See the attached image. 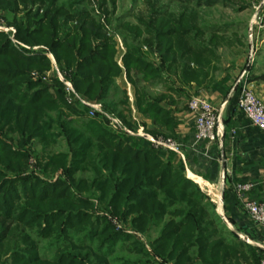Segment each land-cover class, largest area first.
Masks as SVG:
<instances>
[{
	"label": "trees",
	"instance_id": "16d2710c",
	"mask_svg": "<svg viewBox=\"0 0 264 264\" xmlns=\"http://www.w3.org/2000/svg\"><path fill=\"white\" fill-rule=\"evenodd\" d=\"M37 4L38 9L28 11L16 25L15 37L28 46H44L78 94L101 102L105 112L130 126L123 111L109 101L122 69L116 61L117 33L108 30L112 20L104 2L99 19L87 11L69 12L57 0H0V6L15 13ZM139 22L117 27L123 30L117 35L125 46L122 64L129 81L135 84L134 74L164 82L165 71L180 85L211 82L218 57L198 39L201 31L192 18L152 12L147 22ZM217 39L212 34L207 42L214 45ZM152 47L159 53L157 67L143 51ZM43 52L25 54L0 33V261L6 257L10 264H111L121 243L128 252L160 264H240L248 259L260 264L263 252L256 258V249L227 230L215 205L186 178L182 165L164 161L163 153L148 142L113 134L102 121L68 105L62 83L47 76L52 64ZM163 98L149 99L137 90L136 109L171 129L173 120L159 105ZM119 103L129 109L125 96ZM9 134L17 135V148ZM57 137L65 139L68 152L41 153L34 166L45 174L62 172V178L48 181L29 171L26 146L37 141L45 148ZM78 172L92 178L77 179ZM95 202L120 223L129 221L136 233L157 228L149 251L131 234L117 230L107 216L95 214ZM26 229L49 238L54 247L50 258L40 256Z\"/></svg>",
	"mask_w": 264,
	"mask_h": 264
},
{
	"label": "crops",
	"instance_id": "0c3cea01",
	"mask_svg": "<svg viewBox=\"0 0 264 264\" xmlns=\"http://www.w3.org/2000/svg\"><path fill=\"white\" fill-rule=\"evenodd\" d=\"M114 41L116 61L122 69V73L115 79L116 89L110 92L109 101L115 103L117 111H123L131 128L143 127L145 132L152 136L171 138L180 145L182 158L171 151L152 150L162 152L164 161L170 160L174 166L182 165L186 178L198 186L215 205V212L220 218L222 216L225 219L224 221L221 218L227 230L235 234L245 246L256 249V258L260 257L261 253L264 252L260 248V246H264V228L250 220L244 209V203L247 199L258 201L264 199V135L238 110L236 105L237 92H232L234 82L243 70L242 64L244 62L236 64L234 69L225 71L221 79L215 78L214 75L217 71L212 73L211 82L203 86H197L195 83L180 85L174 75L165 71L162 72L164 82L146 81L142 79L141 75L133 74L134 84L127 79L123 68L122 57L125 54L123 40L120 35L116 34ZM43 54L52 64L50 72L53 75L48 72L47 76L59 81L54 69L55 66L60 76L65 79L53 55L49 51L48 53L43 52ZM157 62L160 64V59ZM256 70V66H250L249 76L250 74L256 75ZM257 80L260 81L251 82L248 80L249 86L255 89L257 95L264 101L262 81L264 79L259 76ZM141 82L144 84H161L164 90L156 94H149L145 87L139 86ZM137 90L145 92L149 99L164 96L159 105L169 112V116L173 120L171 129L154 124L137 111L135 105ZM110 95L114 98H110ZM123 96L127 98L129 109L122 107L123 105L119 103ZM194 97L206 99L219 113V129L222 131L221 136L219 135L213 143L196 142L195 140L194 116L187 108L188 101ZM151 132L157 134L153 135ZM247 183L252 184L251 191L242 194L236 190L237 185ZM121 227L122 231L131 234L136 233L129 221L121 223ZM240 236L246 237L249 242L241 240ZM240 264L258 263L248 259L242 260Z\"/></svg>",
	"mask_w": 264,
	"mask_h": 264
},
{
	"label": "rangeland",
	"instance_id": "374dc122",
	"mask_svg": "<svg viewBox=\"0 0 264 264\" xmlns=\"http://www.w3.org/2000/svg\"><path fill=\"white\" fill-rule=\"evenodd\" d=\"M211 1L213 3L206 4L204 0H57V5L65 7L69 12L87 11L90 12L92 16H99L96 18L100 19L103 16L101 15L99 6L101 2H104V7L107 10L106 12H108L112 20V25L109 26L108 30L113 34H120V32H123L122 29L118 30L117 28L120 24L136 26L139 25V20L147 22L152 12H157L159 14L164 13L174 19L184 15L186 18H192V22L195 24L196 28L200 29L201 34L198 39L215 50L218 57V60L214 61V65L218 67V71L214 75L216 79H221L225 71L232 68L234 69L236 64L243 62V70H245L249 64L257 68L255 71L256 75L250 74L248 80L260 81L255 80V78L259 76L264 79V20L262 18L264 14V0ZM38 6L37 4L29 5L26 9L20 8L17 13L0 6V33L7 36L15 48L25 51V54L28 55L44 51L36 50L44 46H28L21 43L15 37L16 25L24 20L28 11L35 12ZM42 10L43 8L39 9L38 12L42 13ZM212 34L219 38L214 45L207 42ZM143 51L146 53L147 61L154 67H157L159 65L157 61L160 59L159 53L153 47ZM251 59L253 60L252 63H250ZM32 76L37 78L36 73H33ZM262 81L264 86V80ZM44 82L48 81L44 80ZM120 85H122V83H120ZM139 86L145 87L149 94H156L164 90L161 84L158 83L144 84L141 82ZM252 90L257 95L255 89ZM110 98L114 97L110 95ZM125 125L130 127L127 124ZM9 136L13 139L12 144L14 148H17V135L9 134ZM26 150L29 153L27 165L31 168L29 171H33L32 174H34L35 171L37 172L35 175L48 181H54L57 178L63 177L61 171L45 174L34 169L37 162L36 159L40 158L42 155L41 153L53 155L60 152H68V147L63 137H57L56 143L50 144L45 148L42 144L37 143V141H32L26 146ZM29 171L28 173H30ZM75 178L89 179L92 178V174L78 172ZM94 204L96 206V211H94L95 214L107 216L114 227H116L117 222L120 223L117 217L109 215V213L103 209V204L98 202ZM26 230L25 233L29 234L36 242L40 256L43 258H50L54 252V247L50 246L49 238L43 239L38 237L35 232ZM123 232L125 231L123 230ZM131 235L134 239L141 242L145 246V249L149 251L148 245L158 235V229L152 228L145 234L134 233ZM15 238L16 237H13V240ZM20 246L22 247V245ZM112 256L115 258L114 260H116V262H112L111 264H122V262L125 261L132 264L135 260L137 262L133 264H160L158 260L142 258L136 253L128 252L126 247L122 246L121 243L117 244L115 253ZM0 262L3 264H10L9 259L6 257H3Z\"/></svg>",
	"mask_w": 264,
	"mask_h": 264
},
{
	"label": "built area",
	"instance_id": "2783aa9c",
	"mask_svg": "<svg viewBox=\"0 0 264 264\" xmlns=\"http://www.w3.org/2000/svg\"><path fill=\"white\" fill-rule=\"evenodd\" d=\"M36 50H44L48 53V50L44 47H39ZM252 62L253 60L251 59L250 63ZM249 68L250 64L235 80L232 92L237 91L236 105L238 110L264 135V103L249 86ZM54 69L59 81L63 85L65 100L68 105L84 112V115L90 119L102 121L106 128L113 134L122 135L131 140H144L149 143L151 149L171 151L182 158L179 148L180 145L173 139L152 136L146 133L143 127H137L135 129L127 127L120 118L105 112L100 102L91 101L78 94L72 84L60 76L55 66ZM187 108L194 116L196 142L207 141L208 143H213L219 135L221 136L222 130L219 129V113L215 111L209 101L201 97H194L189 100ZM252 188V184L249 183L236 186V190L242 194H246ZM244 209L252 222L264 228V199L260 201L247 199L244 203ZM221 218L225 221L222 216ZM116 227L118 230H122L121 223L117 222ZM240 239L249 242L244 236H240ZM260 248L264 251V246H260ZM260 264H264V252L260 259Z\"/></svg>",
	"mask_w": 264,
	"mask_h": 264
}]
</instances>
